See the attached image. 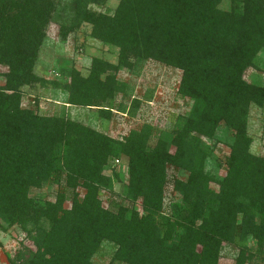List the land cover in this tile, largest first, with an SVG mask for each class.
Returning <instances> with one entry per match:
<instances>
[{"label": "trees", "instance_id": "1", "mask_svg": "<svg viewBox=\"0 0 264 264\" xmlns=\"http://www.w3.org/2000/svg\"><path fill=\"white\" fill-rule=\"evenodd\" d=\"M106 1L0 0V232L22 236L6 264H93L102 243L115 247L112 264H264V158L250 152L246 130L249 108L264 107V82L243 79L264 51V0H118L111 14L91 9ZM52 23L60 42L87 25L92 40L116 49L115 62L93 57L84 75L56 68L61 81L37 76ZM146 61L178 70L176 96L190 101L168 133L154 137L144 123L116 140L65 114H39L36 97L21 106L28 89L48 85L66 106L109 120L116 96L118 110L129 98L116 74ZM139 105L130 99L127 115ZM219 129L231 134L221 161L213 156ZM119 158L130 207L113 212L100 195L121 182L103 174ZM168 168L186 178L172 180L178 199L162 216ZM46 184L57 188L53 201L29 196Z\"/></svg>", "mask_w": 264, "mask_h": 264}, {"label": "rangeland", "instance_id": "2", "mask_svg": "<svg viewBox=\"0 0 264 264\" xmlns=\"http://www.w3.org/2000/svg\"><path fill=\"white\" fill-rule=\"evenodd\" d=\"M118 0H107L102 7L92 6L95 11L111 14ZM226 3L223 2L220 8L225 10ZM89 27L82 24L80 29L73 34H69L64 42H60L57 36V25L52 23L48 27L46 37L39 49L38 57L34 65L33 72L46 81H61L57 75L58 70L67 66H73L81 74H85L91 58L96 57L114 63L116 60V49L101 45L88 36ZM61 73V72H60ZM180 72L163 67L160 64L146 61L136 63L133 72L119 71L116 74L117 82L127 84L129 98L124 102V109L118 110L115 106L120 101V96H116L110 109L112 116L109 120L100 119L95 110L79 109L67 107L65 104V94L60 89H51L50 86H36L28 89L27 95L22 98L21 106L32 108L31 102L37 98V112L41 115L65 114L68 119L79 122L107 136L121 140L131 130L138 129L142 124L147 123L153 127V136L159 133H168L172 128L174 116H186L190 107L188 99H180L176 96V88L179 81ZM243 79L247 83L262 84L264 82V51H261L255 58L254 67L248 69L243 74ZM149 95L148 99L144 96ZM130 99H137L140 105L133 116L127 115ZM247 134L251 139L250 152L253 155L264 158V107L249 108ZM217 137L220 139L216 144L213 156L218 160H223L228 155L227 144L231 140V134L219 129ZM153 143V139L151 140ZM208 143V142H207ZM112 172L117 173L121 182L113 183L112 193L104 192L100 195L103 208L115 211L118 206L130 207L125 199V185L123 178L127 174L126 161L119 158L117 164H109L103 169V174L111 176ZM223 170H218V175H222ZM167 182L162 194L161 215L165 216L169 212V204L178 198L171 189L173 179L184 180L186 173L174 171L171 168L166 170ZM213 188V187H212ZM57 188L55 185H43L39 190H31L29 196L37 200L53 201ZM79 195L82 190L77 189ZM137 202L134 209L138 210ZM69 203H64L68 207ZM22 238L16 228H10L5 233L0 232V264H6V257L11 258L18 248V241ZM250 244V242H248ZM115 247L109 243H102L99 251L92 258L93 264H112L110 257ZM229 250H226L228 252ZM117 264V263H114Z\"/></svg>", "mask_w": 264, "mask_h": 264}, {"label": "built area", "instance_id": "3", "mask_svg": "<svg viewBox=\"0 0 264 264\" xmlns=\"http://www.w3.org/2000/svg\"><path fill=\"white\" fill-rule=\"evenodd\" d=\"M114 164H117V161H114Z\"/></svg>", "mask_w": 264, "mask_h": 264}, {"label": "crops", "instance_id": "4", "mask_svg": "<svg viewBox=\"0 0 264 264\" xmlns=\"http://www.w3.org/2000/svg\"><path fill=\"white\" fill-rule=\"evenodd\" d=\"M68 107V106H67Z\"/></svg>", "mask_w": 264, "mask_h": 264}]
</instances>
